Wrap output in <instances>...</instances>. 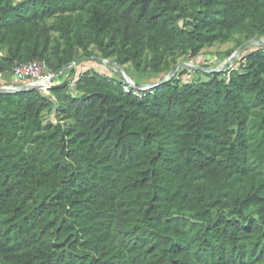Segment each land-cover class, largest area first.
<instances>
[{"label":"trees","instance_id":"16d2710c","mask_svg":"<svg viewBox=\"0 0 264 264\" xmlns=\"http://www.w3.org/2000/svg\"><path fill=\"white\" fill-rule=\"evenodd\" d=\"M236 31L264 36V0H0V75L95 49L161 75ZM236 64L0 92V264H264V47Z\"/></svg>","mask_w":264,"mask_h":264},{"label":"rangeland","instance_id":"374dc122","mask_svg":"<svg viewBox=\"0 0 264 264\" xmlns=\"http://www.w3.org/2000/svg\"><path fill=\"white\" fill-rule=\"evenodd\" d=\"M56 35V33H55ZM253 39H263L264 36L261 38H257L256 36L252 37L250 34L246 32L236 31L233 34V37L228 42H216L212 46H206L202 49L201 55L196 59H187L184 55L179 54L176 55L174 58H171V65L172 69L168 72H165L161 75L155 74H147L137 71L132 64H127L125 66H120L124 69L133 79V81L142 86H148L152 83H156L160 80L165 79L168 77L173 70V68L177 65H181L180 68L177 70L175 76L183 83L190 82V81H203L207 80V73H212L214 70H217L218 73H221L225 70L230 71L231 66L236 64V61L241 59L244 56L249 55L252 52H255L262 48V46L253 44L247 47L240 55H236L232 58L233 54L239 50V48L251 41ZM95 49V48H93ZM96 56L91 58H84V60L74 66V72L71 71V68L66 70L63 74L59 76L57 82H64L70 81L71 82V89L75 93L74 83L78 79L80 73L89 71L91 68H95L98 71L107 74L109 76H115V69L117 65L114 64L113 59H105L109 62H100L95 59V57H102L98 50L95 49ZM4 53V52H3ZM3 53H0L2 55ZM190 64L195 67L184 66L183 64ZM237 65V64H236ZM202 68V69H201ZM8 83L10 85L17 84V81L10 74H2L0 75V84ZM128 89V88H127ZM146 90V89H143ZM56 110H46L43 114L44 123H46L49 119L55 118Z\"/></svg>","mask_w":264,"mask_h":264},{"label":"water","instance_id":"95a60500","mask_svg":"<svg viewBox=\"0 0 264 264\" xmlns=\"http://www.w3.org/2000/svg\"><path fill=\"white\" fill-rule=\"evenodd\" d=\"M253 44H257L260 45L262 47H264V40L263 39H253L251 41H248L247 43L243 44L239 50H237L233 56L235 57L236 55H240L247 47L253 45ZM95 59L97 61L100 62H109L108 60L102 59L100 57H95ZM84 60V58L81 59H77L74 60L73 62L65 65L64 67H62L59 71H57L56 73H54V76L51 79V82H53L55 79H57L61 74H63L66 70H68L69 68H72L78 64H80L82 61ZM114 64H116L115 62H113ZM117 65V64H116ZM184 66H189V67H195L193 65L190 64H183ZM181 65H177L173 68V70L171 71L170 75L168 77H166L165 79H163L162 81L156 82V83H152L148 86H142L140 85L138 88L139 89H151L154 88L162 83H166L168 81H170L176 74L177 70L180 68ZM202 69V68H201ZM115 72H117L119 74V76L125 80L127 83H129L131 86L136 87L135 82L131 79V77H129V75L127 74V72L122 69L119 65H117V68L115 69ZM213 72H217V70H214ZM33 89H39L38 85H33V84H26V85H22L21 87H9V86H3L0 87V92H19V91H23V90H33Z\"/></svg>","mask_w":264,"mask_h":264},{"label":"built area","instance_id":"2783aa9c","mask_svg":"<svg viewBox=\"0 0 264 264\" xmlns=\"http://www.w3.org/2000/svg\"><path fill=\"white\" fill-rule=\"evenodd\" d=\"M11 74L17 81V84L6 85L9 87H21L26 84H33L38 85L43 93L49 94L53 86L51 79L54 73L50 71L47 62L42 59H34L30 62L16 64Z\"/></svg>","mask_w":264,"mask_h":264},{"label":"bare ground","instance_id":"6f19581e","mask_svg":"<svg viewBox=\"0 0 264 264\" xmlns=\"http://www.w3.org/2000/svg\"><path fill=\"white\" fill-rule=\"evenodd\" d=\"M128 74V73H127ZM129 75V74H128ZM129 77H131L130 75H129ZM132 79V78H131ZM133 80V79H132Z\"/></svg>","mask_w":264,"mask_h":264}]
</instances>
